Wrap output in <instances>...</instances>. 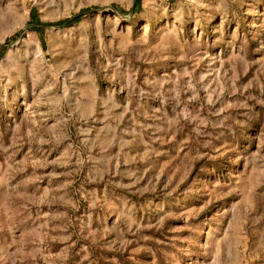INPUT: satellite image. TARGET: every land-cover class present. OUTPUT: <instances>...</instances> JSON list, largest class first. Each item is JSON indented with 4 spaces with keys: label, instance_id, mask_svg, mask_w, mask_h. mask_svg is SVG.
Segmentation results:
<instances>
[{
    "label": "rangeland",
    "instance_id": "obj_1",
    "mask_svg": "<svg viewBox=\"0 0 264 264\" xmlns=\"http://www.w3.org/2000/svg\"><path fill=\"white\" fill-rule=\"evenodd\" d=\"M0 264H264V0H0Z\"/></svg>",
    "mask_w": 264,
    "mask_h": 264
},
{
    "label": "trees",
    "instance_id": "obj_2",
    "mask_svg": "<svg viewBox=\"0 0 264 264\" xmlns=\"http://www.w3.org/2000/svg\"><path fill=\"white\" fill-rule=\"evenodd\" d=\"M79 19V16H75L71 19H67V20H63V21H58L56 24V26H62V25H71L73 23H76L77 20Z\"/></svg>",
    "mask_w": 264,
    "mask_h": 264
}]
</instances>
